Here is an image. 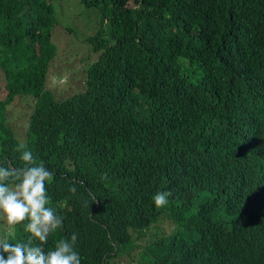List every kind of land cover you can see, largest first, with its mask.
I'll use <instances>...</instances> for the list:
<instances>
[{"label":"trees","instance_id":"obj_1","mask_svg":"<svg viewBox=\"0 0 264 264\" xmlns=\"http://www.w3.org/2000/svg\"><path fill=\"white\" fill-rule=\"evenodd\" d=\"M52 1L0 0V160L19 165L25 144L54 173L48 192L63 224L45 250L76 233L81 264H246L222 252L229 235L213 190L264 195V141L215 119L195 140L181 101L161 92L171 78L195 81L204 62L236 82L264 72V0H246L247 20L221 36L234 0H80L102 11L95 33L82 38L102 52L84 91L63 100L46 88L57 51ZM199 2L211 8L177 24ZM19 97L33 98L21 140L7 113ZM158 191L172 194L164 208L153 203ZM255 232L264 233V214ZM0 236L16 243L26 234L0 221ZM257 244L264 261V239Z\"/></svg>","mask_w":264,"mask_h":264},{"label":"clouds","instance_id":"obj_2","mask_svg":"<svg viewBox=\"0 0 264 264\" xmlns=\"http://www.w3.org/2000/svg\"><path fill=\"white\" fill-rule=\"evenodd\" d=\"M245 1L234 0L231 5L232 21L222 28L218 29V26L215 34L219 32L220 36L224 35L232 25L233 31L240 28L237 22L239 18L247 20L251 13ZM209 8L211 5L199 2L190 12L184 10L177 14L176 22L183 27L190 13L202 14ZM88 43L89 54L94 56V61L87 66L85 79L88 68L96 62L102 52L94 51L91 43ZM152 57L145 56L144 60H150ZM202 66L206 70L200 73L195 81L185 77L171 78L167 89L161 92L163 95L172 93L181 101L180 109L183 108L190 116L188 121L193 125L195 140L206 135L209 122L215 119L217 122L225 120L235 123L236 131L253 128L264 141V72L255 73L244 81L236 82L219 74L209 63L204 62ZM84 89L56 98L63 100ZM12 104L13 102L10 105ZM255 142L259 143V139ZM26 148L25 144L19 146V165L6 159L0 160V221H3L9 233L22 226L26 234L25 239L16 243L9 242L8 236H0V264H81V257L76 249V233H73L70 239L57 240L53 248L45 250L49 237L61 229L63 217L51 206L48 192V182L53 179L54 173L45 167L43 162H37L33 153ZM235 152L238 151L235 149ZM152 181H155V178H152ZM69 192L76 194L75 185L69 188ZM171 195L168 191H158L152 197L155 207L164 208ZM213 195L212 203L216 211L221 212L220 224L229 235V239L223 243L222 252L232 251L235 253L233 259H239L246 264H264V261H256L257 241L264 239V233L255 232L259 216L264 214V195L256 191L242 194L231 186L218 187L213 190ZM144 242L145 238L141 243ZM136 251L135 249L137 257Z\"/></svg>","mask_w":264,"mask_h":264},{"label":"rangeland","instance_id":"obj_3","mask_svg":"<svg viewBox=\"0 0 264 264\" xmlns=\"http://www.w3.org/2000/svg\"><path fill=\"white\" fill-rule=\"evenodd\" d=\"M52 5L57 23L51 37L57 54L47 74L46 86L55 97H62L85 88V70L94 56L89 54L90 45L82 38L95 33L93 29L100 26L102 11L99 6H87L80 0H53ZM61 28L65 31L57 34ZM4 95V79L0 74V97ZM32 105V97H19L9 107V123L20 139L24 137Z\"/></svg>","mask_w":264,"mask_h":264}]
</instances>
